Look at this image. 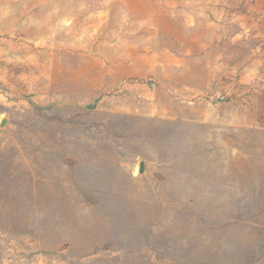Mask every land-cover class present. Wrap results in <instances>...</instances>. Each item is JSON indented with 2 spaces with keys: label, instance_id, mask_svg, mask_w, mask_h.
<instances>
[{
  "label": "rangeland",
  "instance_id": "1",
  "mask_svg": "<svg viewBox=\"0 0 264 264\" xmlns=\"http://www.w3.org/2000/svg\"><path fill=\"white\" fill-rule=\"evenodd\" d=\"M2 118L0 264H264V0H0Z\"/></svg>",
  "mask_w": 264,
  "mask_h": 264
},
{
  "label": "water",
  "instance_id": "2",
  "mask_svg": "<svg viewBox=\"0 0 264 264\" xmlns=\"http://www.w3.org/2000/svg\"><path fill=\"white\" fill-rule=\"evenodd\" d=\"M4 122H5V119L4 118H2L1 120H0V125H2V124H4ZM143 170H144V162L143 161H140L139 162V165H138V172H143Z\"/></svg>",
  "mask_w": 264,
  "mask_h": 264
}]
</instances>
